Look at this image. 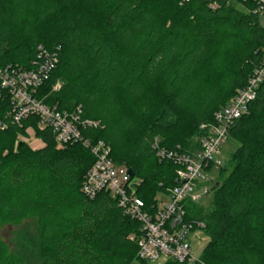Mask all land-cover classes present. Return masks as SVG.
<instances>
[{
    "label": "trees",
    "instance_id": "trees-1",
    "mask_svg": "<svg viewBox=\"0 0 264 264\" xmlns=\"http://www.w3.org/2000/svg\"><path fill=\"white\" fill-rule=\"evenodd\" d=\"M182 1L0 0V67L31 69L40 49L57 54L41 97L61 110L82 106L85 119L99 122L85 136L110 146L114 163L143 180L137 194L148 207L178 185L177 165L159 160L155 140L167 152H198L216 112L245 88L264 57V25L252 4L245 12ZM58 80L63 87L55 91ZM11 111L2 93L0 264H146L130 240L140 224L108 193H82L91 152L81 144L57 149L36 118L16 124ZM180 112L194 116L196 139L168 137ZM28 128L43 146L19 142L14 151ZM229 137L240 146L220 169L211 209L188 204L184 220L202 223L206 264H264V84ZM3 225L21 229L9 244Z\"/></svg>",
    "mask_w": 264,
    "mask_h": 264
},
{
    "label": "built area",
    "instance_id": "built-area-1",
    "mask_svg": "<svg viewBox=\"0 0 264 264\" xmlns=\"http://www.w3.org/2000/svg\"><path fill=\"white\" fill-rule=\"evenodd\" d=\"M206 1L211 10L225 5L249 12L248 4H252L253 12L264 17V0ZM58 63L57 54L40 49L38 57L31 62V69L19 66H9L5 69L0 67V99L2 93H5L10 100L13 122L22 124L23 121L34 117L39 130L52 134L57 149L81 144L91 152L95 162L87 172L82 193L89 199H94L102 192L108 193L126 218L140 224V235L130 236V240L138 244L139 262L206 264L201 259V254L198 256L193 253L191 246L196 236L201 235L199 228L203 225L184 220L187 206L211 196L215 181H208V172L224 166L220 157L221 148L229 138L230 125L249 113L251 104L264 84V57L245 88L240 90L229 104L216 112L214 124L207 127L206 135L199 140L198 152L192 155L167 152L160 148L159 139L155 140L153 147L159 160L169 159L177 165L178 185L168 193L158 194L150 207L138 196L129 169L115 164L112 160L110 146L103 141L93 142L85 136L86 131L98 129L99 122L85 119L82 106L71 111L61 110L57 105L46 104L45 99L41 97V89L50 80ZM58 89L56 85L54 90ZM205 128L203 126V129ZM27 133H30L31 137L33 134L35 136L33 128H28Z\"/></svg>",
    "mask_w": 264,
    "mask_h": 264
},
{
    "label": "rangeland",
    "instance_id": "rangeland-1",
    "mask_svg": "<svg viewBox=\"0 0 264 264\" xmlns=\"http://www.w3.org/2000/svg\"><path fill=\"white\" fill-rule=\"evenodd\" d=\"M260 20L262 25H264L263 16L260 18ZM57 85L59 88L57 91H59L63 87V81L58 80ZM180 115L182 116V120L179 128L176 131L170 133L168 137L172 138V136L175 135V133L177 134L181 133L182 136L189 137V139L190 138L196 139V135L194 134L195 133L194 128H196L197 122L193 121L194 116H192V114H187L185 112H180ZM19 142H25L28 144L29 147H31V149L37 150L41 148L42 139L36 137V134L35 136L33 134L31 137L30 133L28 134L26 131L24 134L19 135L16 138V140L13 142L14 151H16ZM239 146H240L239 143L236 141L234 137H229L228 140L223 143L220 157L224 161V166L227 164L228 160L236 152ZM6 152L7 151L5 150L4 154H6ZM220 169L221 168H217V169L214 168L210 172H208V181H215L214 183L216 185L217 184L216 180L219 175ZM142 181L143 180L140 178L137 179L135 178L133 184L136 190L140 188ZM197 204L198 206H200V208L203 211L205 212L209 211L212 205V196H209L208 198L201 200ZM20 231L21 229L19 226L12 227L8 225H3L1 233L3 235L4 240L9 244L12 240H15L17 236L16 234L19 233ZM207 244H208V239L206 237L202 235L196 236V239L191 242L193 253L199 256L203 252ZM159 264H163V262Z\"/></svg>",
    "mask_w": 264,
    "mask_h": 264
},
{
    "label": "water",
    "instance_id": "water-1",
    "mask_svg": "<svg viewBox=\"0 0 264 264\" xmlns=\"http://www.w3.org/2000/svg\"><path fill=\"white\" fill-rule=\"evenodd\" d=\"M129 175H130V177L134 178V177H135V172H134L132 169H129ZM217 186H218V185H216V186L214 187V189H216Z\"/></svg>",
    "mask_w": 264,
    "mask_h": 264
}]
</instances>
